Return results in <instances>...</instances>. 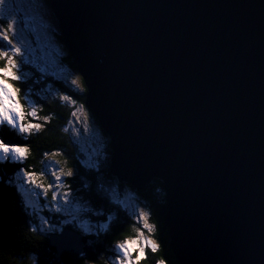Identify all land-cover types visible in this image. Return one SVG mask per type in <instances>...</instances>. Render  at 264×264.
<instances>
[{
    "label": "water",
    "instance_id": "water-1",
    "mask_svg": "<svg viewBox=\"0 0 264 264\" xmlns=\"http://www.w3.org/2000/svg\"><path fill=\"white\" fill-rule=\"evenodd\" d=\"M45 2L111 141L109 174L140 192L163 181L179 262L264 264V0Z\"/></svg>",
    "mask_w": 264,
    "mask_h": 264
},
{
    "label": "trees",
    "instance_id": "trees-1",
    "mask_svg": "<svg viewBox=\"0 0 264 264\" xmlns=\"http://www.w3.org/2000/svg\"><path fill=\"white\" fill-rule=\"evenodd\" d=\"M65 54L67 56L65 61L78 73L82 82L84 91L78 97L81 103L86 106L88 92L86 84L80 76L76 63L69 51L67 50ZM0 64L3 66L2 61H0ZM14 84L21 99L27 104L28 89H35V87L32 88L34 84L25 80ZM64 84L62 87L64 90H72L70 85ZM42 89L41 87L38 88V90ZM43 92L46 95L44 98L37 97V91L34 94V98L38 101L40 99L43 104L41 106V114L49 115L50 120L46 122L41 132L19 135L20 139L12 141L13 143L24 144L30 149L23 168L37 173L39 177L44 165L48 164L50 160H54L59 161L58 168L60 166L64 167L66 172L72 170L74 172L73 175L63 176L62 181L68 180L73 194L79 189V195L90 201L103 214L102 216H93L92 213H84V216H88L89 220L95 223L94 229L100 228L99 225L110 223L111 230L107 233H89L88 241L83 246L81 253L65 251L57 259L56 252L50 247L48 235L38 229L33 232L29 223V218H44L48 211L42 210L39 215L35 216L24 213L22 199L17 194L18 190L10 186V182H16L14 179L16 168L7 165L8 168H1L4 173L0 174V264H113L116 256L115 244L126 237L134 238L137 235L136 230L141 229L142 225L136 222L135 216L126 213L123 208L117 213L114 206L103 198V194H98L99 185L103 181L105 187H107L115 182L124 192H127V189L136 188L126 182H120L117 177L108 174L112 146L104 130H101V132L107 145L106 148L104 146L103 151L106 158L100 165L102 172L98 174L94 168H86L80 163V153L73 142L71 132L65 131L71 117L72 107L68 103H64L60 98H56L52 93L44 89ZM89 115L98 124L97 118L90 112ZM29 118L31 119V117ZM46 152L49 154L59 153V155L54 158L51 156L46 158L44 155ZM43 177H39L40 182L47 184L53 182V178L47 172ZM85 184L89 185V187L85 188ZM137 192L143 203L151 206L150 209L146 208V211L150 210L151 212L149 218L151 224L155 226V231L151 234L147 230L146 232L159 245L158 251L155 253L150 249H146V258H142L139 264H158L161 259H164L166 264H181L170 249L168 229L160 215V208L166 202L163 181L154 179L148 184L144 192L140 193L138 190ZM48 194L49 196L52 195V190H49ZM109 217H111V221ZM69 226L73 227L75 225L69 224ZM94 229L92 226L91 230L95 232Z\"/></svg>",
    "mask_w": 264,
    "mask_h": 264
},
{
    "label": "snow or ice",
    "instance_id": "snow-or-ice-1",
    "mask_svg": "<svg viewBox=\"0 0 264 264\" xmlns=\"http://www.w3.org/2000/svg\"><path fill=\"white\" fill-rule=\"evenodd\" d=\"M6 4V0H0V8H3ZM0 61L3 62V66L0 67V126L7 125L18 132L23 134H30L34 131L39 132L41 130L40 123H33L31 120L26 121L24 111L17 99L18 90L15 89L10 83L21 82L22 78L27 75L22 69L33 61L30 59L32 54L31 45L26 43L24 36V29L27 26V22L24 19H20L10 13L7 16L0 17ZM42 28L46 29L47 25H41ZM63 53L58 47L54 49L52 53V60L56 64L63 63ZM19 58V60H17ZM38 71L43 72V68H37ZM72 85L77 86L79 89V81L73 79L71 81ZM64 101H69L71 98L68 95L61 97ZM75 104V101H71ZM83 108V106H81ZM32 118L37 117L35 107L32 111L28 113ZM73 116H77L76 112H73ZM77 120L79 117L77 116ZM88 116L85 113L84 116V128L85 132L89 131L87 127ZM67 129H65L66 131ZM75 135L79 136L80 131L75 130ZM29 149L26 145L21 143L5 142L0 139V162L14 161L16 163L22 164L28 158ZM45 157L49 156L55 157L59 153H44ZM81 164L86 168H95L97 173H101L102 169L99 164L92 163L90 158L80 161ZM59 161L50 160L48 164L44 165V168L39 173V177H43L47 172L53 178L52 183H48L46 186L44 183L40 182V179L35 172L25 170L20 168L17 173V179L21 181V187L23 184L30 185L29 191L33 195L39 197L43 195L47 198L49 190H52L51 196V206L49 208L50 212L54 213H65L67 215L76 218V215L83 211L88 214L91 213V208L85 207L84 203L90 204V201H84V198L79 195V189H77L76 194L72 191H61L65 187L62 181L63 176H72L71 171L65 172L63 168H58L57 165ZM115 185V186H114ZM85 188L89 185L85 184ZM38 190V191H37ZM131 193H136L135 196ZM98 194H103V198L107 199L117 213L123 208L126 213H130L131 216H135L136 222L142 225V228L147 230L148 233H153L155 231V226L149 224L150 210L144 211V208H151L150 205L145 204L143 207H138L139 204V194L136 189H129L128 192L121 190L118 184L113 182L105 187L103 181L99 185ZM123 197V198H122ZM135 201L136 205L129 204V201ZM83 201V203H82ZM63 205V206H62ZM96 215L102 216V213H95ZM52 218L41 217V223L38 226L41 232H51L52 225L50 220ZM111 221V217H109ZM99 227L105 231V233L111 230V224L99 225ZM84 233H87L91 225L80 224L78 225ZM31 230L35 232L37 227H32ZM137 235L134 238H125L122 241H118L115 244L116 256L113 264H139L140 260L145 257V249H150L153 253L158 251L159 245L150 237H145L144 231L137 229ZM135 252V256H133ZM158 264H166L164 259L158 261Z\"/></svg>",
    "mask_w": 264,
    "mask_h": 264
},
{
    "label": "rangeland",
    "instance_id": "rangeland-1",
    "mask_svg": "<svg viewBox=\"0 0 264 264\" xmlns=\"http://www.w3.org/2000/svg\"><path fill=\"white\" fill-rule=\"evenodd\" d=\"M48 4L45 2V0H6V4L3 8H0V17L7 16L9 13L13 16H16L20 19H24L27 22V26L24 29V36L26 43L31 45L32 48V54L30 56V59L33 61L32 64H29L26 66V68H23L22 70H25V72H30L33 69L37 70V68H43L44 71L40 72L44 76L40 77L41 79H46L45 75L54 76L57 79H77L79 81V89L80 86L82 87V82L79 79V75L75 70H69L64 67H61V65L57 64V67L54 69L52 66L56 64L52 60V53L55 48H59L62 50L63 56L65 55V52H67L66 47H63L60 43L58 37H57V30L56 26L58 25L57 19L54 16L53 12L48 8ZM46 24L47 28L44 29L41 27V25ZM3 26V25H2ZM19 60V58H17ZM52 65V66H51ZM0 67L2 65L0 64ZM33 67V68H32ZM24 72V73H25ZM34 73V72H33ZM35 77L37 76L34 74ZM63 77V78H62ZM22 79H25L23 77ZM11 83V81H10ZM49 84H52L51 82H48ZM13 85V84H12ZM14 87V86H13ZM77 87V86H76ZM77 91L80 93L81 91L77 89ZM37 94L40 98H44L43 93L40 90H37ZM65 94L63 93V96ZM17 99L20 102V105L24 111V104L21 103L20 99L17 96ZM27 99L30 102L32 108L35 107L37 116L40 113L41 106L43 104L34 98L31 94L27 95ZM70 104L74 105L70 100ZM77 113V116L79 117V120H77V116L73 117L71 120V127H69L67 130L71 131L75 134V130L80 131V135L76 136L77 142L80 145V149L88 156H95L100 154V150L104 147V142L101 139V129L99 126L95 123V121L91 118V116L88 114L87 108L83 106L81 108V105H79L75 111ZM26 112H24L25 114ZM85 113L88 116V123L87 127L89 128V131L85 132L83 130L84 128V116ZM27 120V119H26ZM42 120L48 121L49 118L47 116H43ZM33 122V121H32ZM2 136L0 135V139ZM94 140L98 141V144H94ZM106 141V140H105ZM99 145V146H98ZM72 173H74L72 170H69ZM154 180V179H153ZM151 180V182L153 181ZM149 182L148 184H150ZM65 187L69 183L63 182ZM146 185V187L148 186ZM61 191H68L65 188H62ZM141 193V192H140ZM32 195V192H31ZM131 195L135 196L136 194L131 193ZM43 196V195H42ZM44 197V196H43ZM39 197L36 198V200ZM129 204L136 205L135 201L130 200ZM145 204L139 198V204L138 207H143ZM42 207V203L39 205ZM63 206V205H62ZM90 206V204L85 203V207ZM49 208V206H47ZM45 208V206H43ZM147 209L144 208V211ZM96 215V214H95ZM93 215V216H95ZM77 216V215H76ZM73 217V216H72ZM49 218V217H47ZM52 222V219L50 220V223ZM82 224L90 225L88 221L82 222ZM93 223L91 222V225ZM149 224H151V220L149 218ZM142 231H144L145 237H150L153 239L145 229L141 228ZM154 240V239H153ZM147 249V248H146ZM146 249H145V256H146ZM135 252H133V256H135Z\"/></svg>",
    "mask_w": 264,
    "mask_h": 264
},
{
    "label": "clouds",
    "instance_id": "clouds-1",
    "mask_svg": "<svg viewBox=\"0 0 264 264\" xmlns=\"http://www.w3.org/2000/svg\"><path fill=\"white\" fill-rule=\"evenodd\" d=\"M112 155V154H111ZM154 179H159V178H154ZM161 180V179H160ZM121 182V181H120Z\"/></svg>",
    "mask_w": 264,
    "mask_h": 264
}]
</instances>
